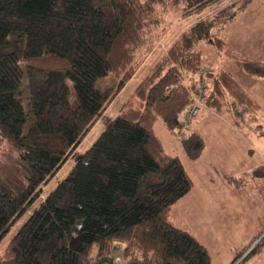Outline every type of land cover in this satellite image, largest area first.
Here are the masks:
<instances>
[{
  "label": "trees",
  "instance_id": "16d2710c",
  "mask_svg": "<svg viewBox=\"0 0 264 264\" xmlns=\"http://www.w3.org/2000/svg\"><path fill=\"white\" fill-rule=\"evenodd\" d=\"M220 1L0 0V241L13 228L0 264H110L116 255L124 264H210L205 247L169 220L192 183L152 125L159 119L178 136L193 95L216 112L224 92L252 106L230 73L202 69L198 42L224 45L216 16L183 32L137 85L138 105L121 109L67 175L42 188L135 74V53L163 14ZM236 67L264 78L260 61ZM108 75L110 87L97 88ZM185 131L179 144L196 160L203 141Z\"/></svg>",
  "mask_w": 264,
  "mask_h": 264
},
{
  "label": "rangeland",
  "instance_id": "374dc122",
  "mask_svg": "<svg viewBox=\"0 0 264 264\" xmlns=\"http://www.w3.org/2000/svg\"><path fill=\"white\" fill-rule=\"evenodd\" d=\"M178 12L171 9L163 14L146 45L135 53V74L42 191L52 190L67 175L121 109L138 105L137 85L180 35L198 21L216 16L215 29L224 45L217 48L204 40L198 42L195 48L201 53L202 69L215 76L221 71L230 73L252 106L232 104L225 92L218 112L202 105L185 131L197 133L203 141L196 160H189L178 136L155 120L153 134L163 151L178 159L192 183L189 192L171 206L169 220L205 247L210 264H264V78H248L236 67L243 60L264 63V0H222L185 17ZM112 80L108 75L96 87L108 88ZM178 119L184 122V112ZM12 231L0 241V255ZM110 264L124 263L116 255Z\"/></svg>",
  "mask_w": 264,
  "mask_h": 264
},
{
  "label": "built area",
  "instance_id": "2783aa9c",
  "mask_svg": "<svg viewBox=\"0 0 264 264\" xmlns=\"http://www.w3.org/2000/svg\"><path fill=\"white\" fill-rule=\"evenodd\" d=\"M205 82H206L205 72H200L199 73V81L196 84L195 89L197 91H201ZM189 100H190L191 104L186 108V110L184 112V122L182 124V130L180 132H178V137L181 139L184 137V131L187 129L188 122L190 121L191 118L195 117L198 114V112L202 106L200 99L196 95L191 96L189 98Z\"/></svg>",
  "mask_w": 264,
  "mask_h": 264
}]
</instances>
